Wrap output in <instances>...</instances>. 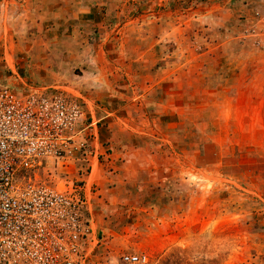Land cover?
Returning <instances> with one entry per match:
<instances>
[{"label": "rangeland", "instance_id": "obj_1", "mask_svg": "<svg viewBox=\"0 0 264 264\" xmlns=\"http://www.w3.org/2000/svg\"><path fill=\"white\" fill-rule=\"evenodd\" d=\"M3 55L83 98L35 178L79 184L88 264H264V0H0Z\"/></svg>", "mask_w": 264, "mask_h": 264}, {"label": "built area", "instance_id": "obj_2", "mask_svg": "<svg viewBox=\"0 0 264 264\" xmlns=\"http://www.w3.org/2000/svg\"><path fill=\"white\" fill-rule=\"evenodd\" d=\"M0 61L7 72L0 79V264H88L98 236L79 184L35 178L83 135L81 98L25 81L4 55ZM115 264L146 258L125 253Z\"/></svg>", "mask_w": 264, "mask_h": 264}, {"label": "crops", "instance_id": "obj_3", "mask_svg": "<svg viewBox=\"0 0 264 264\" xmlns=\"http://www.w3.org/2000/svg\"><path fill=\"white\" fill-rule=\"evenodd\" d=\"M91 6V5H90ZM81 7H82V11L83 12H88L89 11V7H88V4H82L81 5ZM30 14L31 13V15H32V12H27V14ZM45 13H47L48 14V12H45ZM26 14V15H27ZM25 15V16H26ZM30 15V16H31ZM30 16H26V17H28L27 19H29L30 18V21H29V23H27V22H25L24 24H21L22 26H25L26 25V28L27 29H29V30H31V31H34V29H32V27H35L36 28V31H38L39 30V28H40V26L42 25V20L44 19V20H47L48 19V17H40L39 19V21L37 22V21H33V20H31V17ZM18 17L19 16H17V19H18ZM20 25V24H19ZM18 25V26H19ZM19 28V27H18ZM16 45L18 46V42L16 41ZM3 53H4V55L6 54V51H5V49L3 48ZM38 65L37 66H35V65H33V66H31L30 67V69L32 70V69H34V71H36V69H38ZM41 69H42V67H40ZM56 83L55 82H46L45 83V85H42V86H46V87H52V86H57V85H55ZM35 85H38V84H35ZM65 89H68V87H64ZM81 100L83 101V98L81 97Z\"/></svg>", "mask_w": 264, "mask_h": 264}]
</instances>
